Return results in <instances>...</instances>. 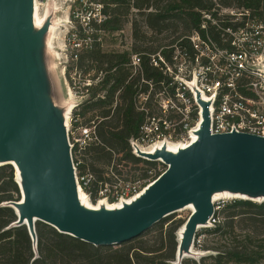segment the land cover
<instances>
[{"label": "water", "instance_id": "1", "mask_svg": "<svg viewBox=\"0 0 264 264\" xmlns=\"http://www.w3.org/2000/svg\"><path fill=\"white\" fill-rule=\"evenodd\" d=\"M35 0H0V167L15 170L22 198L7 205L17 226L37 244L36 224L95 247L131 242L177 211H194L179 236L176 259L191 252L197 229L215 213L213 196L228 192L264 198V137L211 135L210 103L199 98L198 140L171 153L164 146L146 159L166 170L118 209L86 208L80 202L65 116L55 106L42 57L51 21L37 29Z\"/></svg>", "mask_w": 264, "mask_h": 264}, {"label": "trees", "instance_id": "2", "mask_svg": "<svg viewBox=\"0 0 264 264\" xmlns=\"http://www.w3.org/2000/svg\"><path fill=\"white\" fill-rule=\"evenodd\" d=\"M93 5L100 7L101 18L86 20V28L75 20L76 30L70 33V43L74 41L77 53L73 54L72 66L66 71V78L73 90L79 73V83L83 85L85 100L72 111L74 130L95 127L98 142L90 143L82 150L80 157L84 167H88L102 180V172L96 164L111 166L118 171L122 163L135 166L144 163L155 168L154 162L132 155L129 141L139 134L144 121L142 113L136 110L134 97L142 79L164 82L166 77L160 68L152 63V56L160 55L171 62L172 46L187 48L194 59V50L189 40L198 34L204 41L210 40L220 49H232V37L227 29L236 32L253 23H264V0H89L85 9ZM76 3L73 8L82 7ZM231 12H233L231 14ZM135 13L138 18L129 20ZM140 19L144 24L140 25ZM131 23L133 44L129 51L108 48V39L123 31ZM202 26H205L203 28ZM172 32L168 43H156L155 36ZM152 33V36H149ZM153 38V40H152ZM141 60V72L132 76V57ZM157 59V58H156ZM204 63L207 61L203 60ZM74 74V76H73ZM131 77V78H130ZM160 88V85L156 86ZM158 172L152 181L164 171ZM148 169L143 178H149ZM21 200L20 188L15 180L12 166L0 167V264H174L179 240L176 233L186 222L177 221L167 226L153 227L139 238L120 246L95 247L71 236L59 233L54 228L37 222V244L32 241L26 226H17L18 217L10 202ZM96 202V196H92ZM256 209L261 210L254 217ZM228 212L226 208L220 224L205 230L206 241L232 238L241 226L244 240L264 237V203L257 206L248 200L235 201ZM228 212V213H227ZM240 229V228H239ZM263 229V230H262ZM262 230V231H260ZM260 231V232H259ZM199 236L196 233L195 238ZM207 252L199 260L184 259L182 264H258L263 259L251 248L230 247L225 251L219 247H206Z\"/></svg>", "mask_w": 264, "mask_h": 264}, {"label": "built area", "instance_id": "3", "mask_svg": "<svg viewBox=\"0 0 264 264\" xmlns=\"http://www.w3.org/2000/svg\"><path fill=\"white\" fill-rule=\"evenodd\" d=\"M70 1L73 5L80 3L83 6L89 2ZM76 10L79 9L73 11L76 20L85 22L92 15L89 13L83 17ZM226 33L232 37V49H220L196 33L189 37L195 52L194 59L187 48L176 45L172 46L171 62H167L160 53L152 56L153 65L160 68L166 79L158 84L142 79L139 84L134 105L143 114L144 121L138 136L129 141L133 156L146 159L142 154H155L168 144L189 142L190 145L196 142L203 122L199 98L210 103L211 135L245 133L264 137V23H253L236 32L227 29ZM204 59L207 60L205 63ZM140 64V56H133L130 65L132 76L141 72ZM158 85L160 88L157 89ZM74 133L68 125L75 182L78 191H83L90 200L95 195L96 203L107 201L118 205L127 198L133 199L147 187L146 180L109 184L98 179L88 167L83 166L80 157L90 143L98 142L95 127H82ZM114 166L113 163L107 175L119 179ZM218 211L219 208H215L209 227L221 223Z\"/></svg>", "mask_w": 264, "mask_h": 264}, {"label": "rangeland", "instance_id": "4", "mask_svg": "<svg viewBox=\"0 0 264 264\" xmlns=\"http://www.w3.org/2000/svg\"><path fill=\"white\" fill-rule=\"evenodd\" d=\"M39 2V8H40V15H44L45 11L48 9L49 6H54L56 8L54 11L51 12L47 16V19L45 20L48 21L50 20L51 22L55 19L57 20V26L55 27L54 32L52 35L49 37V32L47 33L45 37V46L43 47L42 51V57L44 61V66H45V72L46 76L48 78L49 84H50V90H51V97L53 100V103L55 104L56 107H58L60 110H62L64 116L67 113V108L71 105L77 106L81 104L84 100L85 97L82 95V88L83 85L79 83V73L77 72L78 76L77 79L75 80V90L71 88L69 85L67 78H66V71L69 66H72V59L71 57L73 54L77 53L76 49L79 47L74 45V41L70 43L69 41V36L70 33L76 30V23L73 22V11L75 9L73 8V4L70 0H35ZM42 4V5H41ZM79 10V13L82 14L83 17H85L87 14L92 13L91 17L92 18H101L100 16V7L98 5H93L91 7V10L85 11V6L82 7H77ZM233 12H231L232 14ZM63 17V18H62ZM135 18H138L135 13H133L130 16L131 21H133ZM68 19V20H67ZM76 20V19H75ZM80 21V24L86 28L85 22H83L82 19L78 20ZM66 24V25H65ZM66 27H65V26ZM140 25L144 28V24L140 19ZM152 33H149V36H152ZM178 35V34H177ZM172 34V32L168 31L164 34L158 35L154 37L153 41H156V43H168L171 41L173 36H177ZM50 41V47L49 45L47 46V41ZM109 46L108 48H114V49H119V50H127L129 51L132 44V26L131 23H127L123 27V31H119L114 34L113 38L108 39ZM77 47V48H76ZM74 76V74H73ZM75 77V76H74ZM69 127L70 130H72V133H74L76 130H74V126L72 125V113L69 115ZM75 134V133H74ZM145 161L149 162H154L156 164L155 168H149L147 167L144 163H140L139 165L135 166L133 164H128L126 165L125 163H122L121 165L118 166V171L116 172L119 179L111 178L108 177L107 174H109L110 171V166H105L103 164H96V168L99 169L102 172V178L106 180L109 184H121L123 182H131V183H139L142 180H146L147 182L145 183L146 186H148L150 183L153 182V178L158 172H161L165 169V165L162 162L161 159L158 160H152V159H142ZM167 168V167H166ZM148 169V175L150 176L149 178H143V173L144 170ZM15 180L16 176H15ZM149 180V181H148ZM22 198V195H21ZM128 199V198H127ZM239 200H248L251 201L253 204H256L257 206L261 205L264 203V198H258V199H237V198H229V197H224L219 199L214 203L215 208H219L218 212H221L222 209L226 208L228 212L233 211L230 210L231 205L235 201ZM91 204H96L90 200ZM111 204V203H110ZM227 212V213H228ZM192 212L191 210H186L181 209L177 211L176 213L170 215L169 217L163 219L161 222L156 224L154 227H158L162 223L165 224L164 229H167V226L177 222V221H182V222H187L189 217L191 216ZM261 215V210L256 209L253 213L254 217H259ZM217 216L222 218L224 214L219 213ZM209 226H200L197 229V236L194 239L193 245L191 247V252L188 255L187 258L185 259H197L199 260L202 256H204L207 252H204L201 250V245H204L208 248L210 247H219L221 250L225 251L226 248L230 247H243L247 246L251 248L254 252H257L258 254L263 257V259L260 261L258 264H264V237H255L252 238L250 242H246L244 240V234L243 231H241V226H238L234 233L232 234V238L225 237L223 239L219 240H213L212 236L209 237V239L206 241V236H205V230H207ZM240 228V229H239ZM263 230V229H262ZM260 230V231H262ZM182 231V228L178 230L176 233V239L179 240L180 233ZM259 231V232H260ZM264 231V230H263ZM116 247V246H113ZM105 248V247H103ZM177 264H182L181 260H178Z\"/></svg>", "mask_w": 264, "mask_h": 264}, {"label": "bare ground", "instance_id": "5", "mask_svg": "<svg viewBox=\"0 0 264 264\" xmlns=\"http://www.w3.org/2000/svg\"><path fill=\"white\" fill-rule=\"evenodd\" d=\"M52 1H55V0H52ZM42 5V4H41ZM56 8H54V6H49L48 9L45 11L44 15H40V8H39V2L35 1V4H34V24H35V27L37 29L41 28L44 24H45V20L47 19V16L49 14H51L52 11H54ZM63 18V17H62ZM68 20V19H67ZM57 20H53L50 24V27H49V37L52 35V33L54 32L55 30V27L57 26ZM66 25V24H65ZM64 25V26H65ZM66 27V26H65ZM49 45L50 47V41L48 40L47 41V46ZM75 106L71 105L67 108V113L65 115V123H66V126L69 125V115L72 113V111L74 110ZM189 143V142H188ZM188 143H181V144H175V145H172V144H168L166 145L167 146V150L171 153H177L178 150H181V149H184V148H187L189 145ZM140 194V193H139ZM138 196V195H137ZM224 197H229V198H239V199H246V197H242L240 195H236V194H231V193H228V192H223V193H217L213 196V203H215L216 201H218L219 199L221 198H224ZM79 198H80V202L83 204V206H85L86 208H89V209H93V210H98L100 208H107L109 210H112V209H118L120 208L124 203H129L131 199H126L125 201H122L120 204L118 205H112L110 203H108L107 201H100L99 203H96V204H91L90 201H89V198L87 197V195L83 192V191H79ZM133 198H136L133 197ZM186 210H191V212L194 211V208L193 206H187L185 208ZM183 229V228H182ZM178 259H176V262L174 264H177L178 262Z\"/></svg>", "mask_w": 264, "mask_h": 264}]
</instances>
